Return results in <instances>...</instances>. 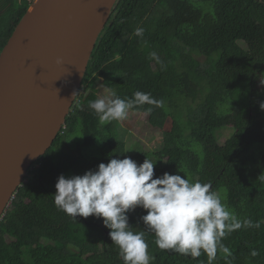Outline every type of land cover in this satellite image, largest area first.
I'll return each mask as SVG.
<instances>
[{
    "label": "trees",
    "instance_id": "trees-1",
    "mask_svg": "<svg viewBox=\"0 0 264 264\" xmlns=\"http://www.w3.org/2000/svg\"><path fill=\"white\" fill-rule=\"evenodd\" d=\"M33 1L0 0V53ZM137 27L142 37L134 35ZM153 51L162 64L149 58ZM102 80L120 98L142 91L164 101L151 114L148 105L128 113L162 132L153 154L128 150L121 121L100 129L88 103L99 98ZM82 86L62 132L31 166L0 222V264H124L102 218L73 219L53 197L61 174L83 175L124 157L138 165L146 157L156 161L153 178L167 172L210 183L224 204L230 193L227 206L260 226L227 235L222 242L233 255L226 260L218 251L212 264H264V0H118ZM227 129L232 132L221 142ZM73 135L102 156L69 152L61 143ZM146 214L137 207L127 215L134 231L145 232L151 264H208L204 253L192 258L160 249L141 219Z\"/></svg>",
    "mask_w": 264,
    "mask_h": 264
},
{
    "label": "clouds",
    "instance_id": "clouds-1",
    "mask_svg": "<svg viewBox=\"0 0 264 264\" xmlns=\"http://www.w3.org/2000/svg\"><path fill=\"white\" fill-rule=\"evenodd\" d=\"M143 33L142 27L134 30L137 37ZM149 58L163 63L155 51ZM60 62L58 59L57 63ZM144 105L149 106L144 109L145 113L151 114L153 108H162L164 101L142 91H136L131 98H120L112 91L88 103L101 123L123 121L129 110ZM259 107L264 110V101ZM155 163L147 157L139 165L130 157L111 158L107 164L100 163L96 170H88L83 175L65 178L61 174L55 185L54 204L73 219L77 216L102 218L124 264H151L153 259L145 232L134 231L129 225L127 214L137 207L146 210L141 219L154 233L160 249L192 258L204 253L208 264H212L218 251L226 260L233 255L222 242L227 235L241 227L260 226L250 219L241 221L229 211L220 195L211 190L210 183L191 182L185 175L167 172L153 178ZM258 254L256 249L250 253L253 257Z\"/></svg>",
    "mask_w": 264,
    "mask_h": 264
},
{
    "label": "water",
    "instance_id": "water-1",
    "mask_svg": "<svg viewBox=\"0 0 264 264\" xmlns=\"http://www.w3.org/2000/svg\"><path fill=\"white\" fill-rule=\"evenodd\" d=\"M117 1L34 0L0 53V222L62 132Z\"/></svg>",
    "mask_w": 264,
    "mask_h": 264
},
{
    "label": "rangeland",
    "instance_id": "rangeland-1",
    "mask_svg": "<svg viewBox=\"0 0 264 264\" xmlns=\"http://www.w3.org/2000/svg\"><path fill=\"white\" fill-rule=\"evenodd\" d=\"M82 89H81V92H83ZM97 89H98L99 98L108 96L111 93V91L103 83V80L98 83ZM107 123L108 122L101 123L99 121V127H101L100 129H102V127H104ZM120 130H121V133L123 134V139L130 152L133 151L135 148L140 147L145 152L153 154V151L158 149V146L162 144V132L160 130L153 129L151 126H148V124L145 121V118L138 114H130L127 116L125 120L121 121ZM231 132L232 130L230 129L222 131L219 136L220 141L225 142V140L229 138ZM74 136L75 135L67 136L66 138H64V140L61 143V145L64 144L67 147L69 152L76 153L79 151L81 152V154L85 156H89V157H101L102 156V152L99 151L96 146H91V147L79 146L81 144L83 145L84 143V139L82 135L80 137H78L79 135L75 137ZM218 194L220 195V193ZM225 195H227V199H226V205H227L231 201L229 199L230 193H227ZM240 200L241 198H237V204L239 203ZM224 201L225 200H222V202ZM228 210L233 212L237 217H240L242 215L241 209L239 208L236 209V208H232L231 206H229Z\"/></svg>",
    "mask_w": 264,
    "mask_h": 264
}]
</instances>
